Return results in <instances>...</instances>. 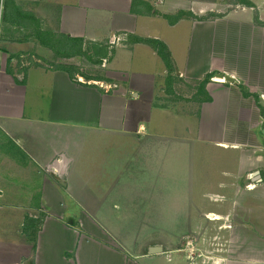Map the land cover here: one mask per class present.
I'll return each instance as SVG.
<instances>
[{
	"label": "crops",
	"instance_id": "crops-1",
	"mask_svg": "<svg viewBox=\"0 0 264 264\" xmlns=\"http://www.w3.org/2000/svg\"><path fill=\"white\" fill-rule=\"evenodd\" d=\"M55 1L57 36L81 41L82 55L76 52L71 58L92 59L99 65L102 60L105 72L71 75L39 65L24 72L6 67L0 72V264H84L83 255L92 252L97 264L105 263L99 261L101 255L110 264H152L155 257L149 250L156 246L138 254L132 237L119 246L88 225L101 230V224L110 222L101 210L96 215L89 212L91 199L102 192L128 198L120 193L153 191L151 176L157 170L161 176L170 173L171 160L188 156L186 144H193L192 154L197 145L225 153L223 162L231 163L226 176H249L247 184H235L230 210L214 213L213 222L226 223L222 230H230V240L237 238L236 229L248 237L256 234L255 229L264 237V117L259 108L264 107V0ZM179 12L186 15L175 25L164 18ZM165 30L183 32L175 43ZM115 35L133 41H122L111 50L108 43ZM136 38L167 46L173 68L180 71H175L179 82L200 83L211 76L205 98L194 96L189 104L168 106L174 90L170 71L155 49ZM218 75L229 76L233 83ZM160 116L167 125L155 123ZM204 126L211 127L207 137L201 135ZM242 134L255 149H242L236 158L235 151L249 146L235 139ZM113 142L122 145L124 155ZM256 172L262 182L250 179ZM123 176L128 177V186H119ZM216 181L202 192L215 188ZM86 187L93 193L87 201L80 194ZM222 200L213 203L220 206ZM111 201L121 206L113 196L97 199L95 205L104 208ZM75 206L84 209L76 214ZM63 208L80 219L71 221L72 214L66 216ZM40 209L44 224L34 235V244L25 227L27 220L40 221ZM127 212L122 213L124 221L139 222ZM146 217L150 218L146 223L170 222L164 215ZM244 217L248 225L236 227L234 221ZM77 223L82 230L73 226ZM225 252L234 254L233 244ZM229 257L214 264H246Z\"/></svg>",
	"mask_w": 264,
	"mask_h": 264
},
{
	"label": "rangeland",
	"instance_id": "rangeland-1",
	"mask_svg": "<svg viewBox=\"0 0 264 264\" xmlns=\"http://www.w3.org/2000/svg\"><path fill=\"white\" fill-rule=\"evenodd\" d=\"M57 9L55 0H0V72L5 67L10 72H24V70L26 71L29 67L39 65L45 66L51 70H64L71 75L84 73L88 76L89 74L91 76H98V74H101L102 76L104 74L105 70L103 67L105 68L106 64H104L102 60L101 65H99L100 63L93 62L92 59L63 57L52 49L54 46L60 47L58 42L60 37L57 36L59 33H57L56 14L54 13V11H58ZM164 18L166 19V17ZM182 32L183 30L168 31L169 35L173 36L172 38H174L175 43L178 40L177 37L180 36L179 34H182ZM39 37H42L41 39L45 40L48 46H44ZM129 40L133 41L130 38L126 39V37L115 35L108 44L112 50V47L114 46L115 48L118 43L122 41L129 43ZM49 46L53 47L51 48ZM182 48L183 46L180 45L179 53ZM139 67H143V63L139 64ZM153 67H156V65H153ZM175 71L176 74L180 72L173 68L169 74V78L173 82L171 87L174 90H171L172 96L170 102L167 104L168 106H175V104L184 105L183 103L189 104L190 99L194 96H197L198 99L205 98L204 93L199 92L201 82L185 83L181 82V80L179 82L180 75H176ZM211 82H213L212 78H209L208 84ZM102 84L104 85V82ZM104 87H108V85L105 84ZM113 89L114 88L111 87L109 91L111 92ZM205 91L206 89H204V92ZM256 116L257 120H260L258 115ZM170 117L171 116H167V118ZM154 121L159 127L167 125L161 116L159 118L155 117ZM255 123L257 122H254V124ZM251 124L253 125V123ZM251 124L250 126H252ZM204 127H201V135L207 137L211 127ZM249 135V138L254 141L253 135L251 133ZM235 139L241 143L245 142V145H249L247 147L241 146L237 151L234 150L236 152V158L242 155V149H255V144L251 140L248 142L245 134ZM116 141L120 142L121 138H116ZM192 145L193 144H189L188 146V144H186L188 147V156L186 154L180 161L171 160L173 169L171 168V172L166 173V176H161L160 170L155 171L153 176H151L155 183L154 188H152L153 191L150 190L141 193L123 191L120 193L123 195L126 194V197L129 196L128 198L122 195L119 196V194L116 193H95V199H91L92 205L90 206L89 212L96 215L97 211L101 210L102 213H107L106 216L108 215L107 219L109 218L108 220H110V222L101 224V230L90 223H88V225L93 227L97 234L104 237V240L119 246H121V242L125 243L124 241L126 238L132 237L135 241L137 248L136 252L138 254L145 252V248L151 244L156 247H162L163 253L153 255V257H155L154 260H150L152 264H166V262L169 264H214L216 260L222 261L227 257L230 259L229 256H231V259H235L236 262L243 260L246 264H251L254 260H257L254 264H264V237L257 234L255 229H252V231H255L256 234H254V236L250 235L249 237L245 233L241 234V232L236 229L235 236L237 238L230 240V230H222V227L226 223L213 222L214 219H210L209 217V215H214V213L225 214L230 210V202L233 195L236 194V190L233 189H236L238 182L241 185L247 184L249 182L248 174H243L239 177H236V175L226 176L225 173L228 171L227 168L231 167H228L231 163L223 162L222 159L225 153H214L203 147L200 148V146L197 145L194 150L195 153L193 152L192 154L189 152L190 148L193 150ZM113 146L114 148L121 147L119 154L124 155L121 144L113 142ZM175 146H178V144ZM88 151L91 150L88 149ZM125 164L126 162L123 161L122 168H125ZM162 178L164 179V188L161 191V186L159 185L162 184ZM127 179V176H123L121 183L119 182V186H128L126 183ZM250 179L255 180V177L250 175ZM215 181L217 183L215 188L207 192H202V190L214 186ZM240 193L241 192H239V194ZM80 194L85 201H87L93 193L91 187H86ZM136 194L138 196H135L136 198L133 197V195ZM212 195L217 197H211ZM240 195H242V198L244 195L248 198L247 194ZM112 196L115 202H120L121 206L116 205L115 207L112 203L113 201H111V203L109 202L107 207L104 208L97 207L98 204L95 205L97 199L102 201V199L108 197L112 198ZM146 197L148 198L147 201ZM214 199H223V202H218L220 206H215L216 204L213 203ZM180 205L184 207L182 208ZM72 209L74 210V207H72ZM83 209L84 207L82 206L81 208L75 206L76 214H79L80 210ZM180 209H182V211ZM40 210V221L32 224L28 223L27 220L25 227L28 237H31L30 239L33 240L34 244L36 243L34 235L44 224V209ZM63 211H66V216L68 217L72 214V218H70L71 221H78V219H80L78 215L73 216L70 210H68L70 213L64 210V208ZM124 211H128L127 214L131 215L133 221L138 220L139 222L132 223V221H124L122 218V213H124ZM239 211H241V209ZM149 215H155L154 219L164 215L167 219L169 218L168 220L170 222L168 225L156 223L155 220L153 223H146L145 221L150 219L146 216ZM244 218V221H234L237 222L235 223L236 227L248 225L245 223L248 217ZM93 220L95 221V218ZM73 226L82 230L80 223L74 224ZM29 227H31V230ZM27 229H29V232ZM258 237H261V240H258ZM232 244L235 253L228 255V253L225 252L226 248H232ZM85 255L86 254L83 255L84 260L82 258L84 264H97L96 252H92L89 257L88 255L84 257ZM107 258L106 255H101V260L99 261L102 263L105 262L104 264H110ZM136 260L137 259L134 261ZM221 264L226 263L221 262Z\"/></svg>",
	"mask_w": 264,
	"mask_h": 264
},
{
	"label": "trees",
	"instance_id": "trees-1",
	"mask_svg": "<svg viewBox=\"0 0 264 264\" xmlns=\"http://www.w3.org/2000/svg\"><path fill=\"white\" fill-rule=\"evenodd\" d=\"M185 15H186L185 13L179 12V13H177L174 16L166 17V19L168 20V22L171 25H175L180 20H182L185 17ZM204 19H206V18H202V19L198 18V20H204ZM39 38H40L41 43L44 46H48V43L45 40L41 39L42 37H39ZM135 40H136V42L149 44L153 49H155L157 51L158 55L162 58V60L165 63L166 67L168 68V70H170V72L173 70V61L171 59V54H170V52H169V50H168L166 45H164L160 41L151 40V39L148 40V39H138V38H136ZM58 42L60 44V47H56L53 44L52 45L54 46V48H52L53 46H49L52 49H54V51L57 54H60L63 57L64 56L71 57V56H76L75 54H76V52H78L79 55H82V52H81L82 46L79 44L81 41L74 40V39H71V38L60 37V40ZM101 52H103L101 54H105L103 49H101ZM209 78H211V76H206V78L201 82L200 87H199L200 88L199 92L205 94L204 89L206 88V85L208 84ZM245 96H250V95L248 93H245ZM255 99H256V102L259 104V99H258L257 96L255 97ZM206 100L207 101H211L210 98H207ZM259 108H260L261 114L264 117V107H262L259 104Z\"/></svg>",
	"mask_w": 264,
	"mask_h": 264
},
{
	"label": "water",
	"instance_id": "water-1",
	"mask_svg": "<svg viewBox=\"0 0 264 264\" xmlns=\"http://www.w3.org/2000/svg\"><path fill=\"white\" fill-rule=\"evenodd\" d=\"M217 77L221 78V79H224L226 82L233 83V79H231L229 76L218 75ZM263 134H264V131H263ZM254 177H255L254 182H256V181L257 182H262V178H261V175H260L259 172H256L254 174ZM160 253H163V248L162 247H152L149 250V254L150 255H157V254H160Z\"/></svg>",
	"mask_w": 264,
	"mask_h": 264
},
{
	"label": "bare ground",
	"instance_id": "bare-ground-1",
	"mask_svg": "<svg viewBox=\"0 0 264 264\" xmlns=\"http://www.w3.org/2000/svg\"><path fill=\"white\" fill-rule=\"evenodd\" d=\"M209 217H210L211 219H216V217H214L213 215H209Z\"/></svg>",
	"mask_w": 264,
	"mask_h": 264
}]
</instances>
